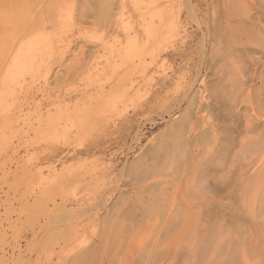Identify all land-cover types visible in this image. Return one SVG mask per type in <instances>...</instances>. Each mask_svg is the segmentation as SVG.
<instances>
[{"label": "rangeland", "instance_id": "rangeland-1", "mask_svg": "<svg viewBox=\"0 0 264 264\" xmlns=\"http://www.w3.org/2000/svg\"><path fill=\"white\" fill-rule=\"evenodd\" d=\"M11 3L0 264H264V0Z\"/></svg>", "mask_w": 264, "mask_h": 264}, {"label": "bare ground", "instance_id": "bare-ground-1", "mask_svg": "<svg viewBox=\"0 0 264 264\" xmlns=\"http://www.w3.org/2000/svg\"><path fill=\"white\" fill-rule=\"evenodd\" d=\"M11 1H13V0H0V28L1 29H3V26L7 29L8 28V26H9V20L10 19H12L11 17H13L15 14L14 13H12L11 11H13V10H11V9H13V5H11L12 3H11ZM12 6V8H11V6ZM15 8V7H14ZM263 14H264V12H263ZM249 15V14H248ZM258 18V17H257ZM42 21L40 20V19H38L37 21H36V23H35V28H40V26L42 25V23H41ZM41 23V24H40ZM2 26V27H1ZM9 30V29H8ZM30 30H32V29H30ZM1 31V30H0ZM6 31V30H5ZM6 32H8V31H6ZM1 33V32H0ZM136 34V33H135ZM10 35V34H9ZM25 37H28V35H25L24 37H22L23 39L25 38ZM11 40H14L13 39V37H12V39H9L8 40V44L10 43H13L14 41H11ZM30 40V39H29ZM4 41H6V40H4ZM17 41V40H16ZM25 41V40H24ZM27 43H29V44H31L29 41L27 42ZM29 44L28 45H26V43H25V45L24 46H29ZM34 46V45H33ZM82 49V48H81ZM68 50H69V48H68ZM67 51V50H66ZM65 51V52H66ZM152 55H154V53L152 54ZM156 55V54H155ZM154 55V56H155ZM259 58V57H258ZM61 60V59H60ZM255 60V59H254ZM58 62V61H57ZM58 64V63H57ZM61 64V63H60ZM72 64V63H71ZM73 64L76 66V65H78V64H76V63H74L73 62ZM61 66V65H60ZM79 66V65H78ZM72 67H74L73 65H72ZM64 68V67H63ZM66 68H67V66H66ZM66 68H64V69H66ZM69 68V67H68ZM67 68V69H68ZM80 68V67H79ZM78 68V69H79ZM50 69L51 68H49V67H46V69H45V74L47 75V74H49V71H50ZM70 69H71V65H70ZM76 69V68H75ZM53 70V69H52ZM69 70V69H68ZM68 70H67V73H68ZM72 70H74L73 68H72ZM69 72H70V70H69ZM75 72H77V71H75ZM67 76V75H66ZM241 80V79H240ZM239 82V81H238ZM244 86V85H243ZM38 88V87H37ZM243 88V87H242ZM241 88V89H242ZM102 89V88H101ZM240 89V88H239ZM249 89V88H248ZM13 90V89H12ZM238 91V90H237ZM9 92H10V90H9ZM103 92V91H102ZM247 92V91H246ZM250 92V91H249ZM32 97V96H31ZM36 101V100H35ZM31 103V102H30ZM37 103H38V101H37ZM39 104V103H38ZM256 105V104H255ZM40 107V106H39ZM264 109V108H263ZM256 110V109H255ZM248 118H251V116L250 117H248ZM250 120V119H249ZM246 123V122H245ZM252 123V122H251ZM247 124H249V123H247ZM253 124V123H252ZM57 125V124H56ZM249 126V125H248ZM54 127V126H53ZM245 127V126H244ZM251 127V126H250ZM253 127H254V125H253ZM63 127H61V129H62ZM256 128H257V126H256ZM242 129V128H241ZM54 130V129H53ZM56 131H57V129H55ZM54 130V131H55ZM245 130H246V128H245ZM253 130V129H252ZM247 131V130H246ZM245 131V132H246ZM249 131H250V129H249ZM254 131V130H253ZM215 132V131H214ZM218 132V131H217ZM248 132V131H247ZM259 133V132H258ZM257 133V134H258ZM261 133V132H260ZM250 134V133H249ZM263 135V134H262ZM251 137H253V136H251ZM259 137V136H258ZM218 138V137H217ZM232 138V137H231ZM254 138V137H253ZM256 138V137H255ZM250 139V138H249ZM259 139H261L260 137H259ZM247 140H248V138H247ZM252 140V139H251ZM258 140V139H257ZM262 140V139H261ZM253 141H256V139L255 140H253ZM252 141V142H253ZM257 142V141H256ZM241 143V142H240ZM250 144H251V142H250ZM253 144V143H252ZM251 144V145H252ZM261 144V143H260ZM96 145V144H95ZM218 145V144H217ZM216 145V146H217ZM244 145V144H243ZM256 144H254L253 146H255ZM245 146V145H244ZM258 145H256V147H257ZM246 147V146H245ZM260 147H261V145H260ZM59 148L57 147V148H55V147H53V149H52V152L51 153H55V152H58L59 150H58ZM93 149H96V147H90V148H87L86 149V151L88 150V151H93ZM100 149V148H99ZM220 149V148H219ZM248 149V148H247ZM78 148L77 147H75V148H73V152H72V154H78ZM253 150V149H252ZM258 150V149H257ZM260 150V149H259ZM85 151V152H86ZM96 151V150H95ZM241 151V150H240ZM245 151H246V149H245ZM82 153V152H81ZM217 153V152H216ZM215 153V154H216ZM219 153V152H218ZM242 153V152H241ZM89 154V153H88ZM261 155H263L262 153H261ZM254 157V156H253ZM263 157V156H262ZM261 160H262V158H261ZM200 162V161H199ZM257 162V161H256ZM264 163V162H263ZM261 164H262V162H261ZM194 165H195V163H194ZM194 165H193V167H194ZM203 166V165H202ZM201 166V167H202ZM261 166V165H260ZM113 167V165L111 164V163H107L106 164V167H105V171H107L108 170V172H109V170H111V168ZM115 167V166H114ZM200 167V166H199ZM248 167V166H247ZM258 169H259V165H258ZM262 169V168H261ZM104 170H102V175L104 174V175H107V173L108 172H105ZM185 170V169H184ZM254 170V169H253ZM257 170V169H256ZM192 171H193V169H192ZM260 171V170H259ZM257 172V171H256ZM261 172V171H260ZM259 172V173H260ZM263 172H264V170H263ZM258 174V173H257ZM40 176H41V174H40ZM247 176V175H246ZM262 176V174L260 175V177ZM245 177V176H244ZM44 178V177H43ZM42 178V179H43ZM50 178H52V181H55V180H57L58 179V177L56 176V175H52ZM263 178V177H262ZM40 179H41V177H40ZM242 179V178H241ZM245 179V178H244ZM264 179V178H263ZM239 180H240V178H239ZM243 180V179H242ZM244 181H246V179L244 180ZM262 181V180H261ZM115 182V181H114ZM249 182V181H248ZM262 184V183H261ZM263 185V184H262ZM59 186H61V183H58L57 184V187H59ZM200 188H201V185H200ZM252 188V187H251ZM262 194H264V190L262 191ZM260 198H262V195H261V197ZM259 198V199H260ZM263 199V198H262ZM254 201V200H253ZM231 214V213H230ZM250 215V214H249ZM263 232V231H262Z\"/></svg>", "mask_w": 264, "mask_h": 264}]
</instances>
